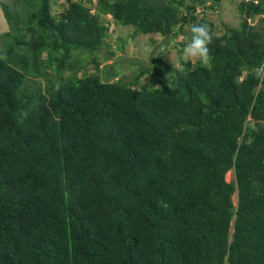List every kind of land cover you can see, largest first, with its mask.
I'll use <instances>...</instances> for the list:
<instances>
[{"label": "trees", "instance_id": "trees-1", "mask_svg": "<svg viewBox=\"0 0 264 264\" xmlns=\"http://www.w3.org/2000/svg\"><path fill=\"white\" fill-rule=\"evenodd\" d=\"M221 1L0 3V264H264V0L220 31ZM110 20L177 42L208 23L213 67L100 76Z\"/></svg>", "mask_w": 264, "mask_h": 264}, {"label": "rangeland", "instance_id": "rangeland-1", "mask_svg": "<svg viewBox=\"0 0 264 264\" xmlns=\"http://www.w3.org/2000/svg\"><path fill=\"white\" fill-rule=\"evenodd\" d=\"M237 1L238 0H222L220 5L205 9L203 14L212 20L220 31L223 29L222 24L235 26L239 20L235 7V2ZM14 2L15 0H1L0 3L7 4L11 8L14 6H16V8L21 7L20 2L16 3V5ZM53 2H55V4H52V12H58L61 10V5L65 4V0H53ZM208 3L210 2H207V6L209 5ZM257 17L260 16L256 15V17L251 20V23L255 24ZM110 23L107 41L109 42V50H112L113 53H107L108 49H106L105 46L101 47L99 50L97 59L99 69L97 72L100 76H103L108 69H113L119 80L130 81L139 72L141 65L143 67L149 65L151 59H154L158 54L169 62H171V55L174 56L179 66H181L179 63V57L182 56L183 46L178 42L186 43L188 41V27H184V31H186L187 34L182 33L177 42V40L164 38L158 34L133 35V27H121L112 22V20H110ZM7 29L8 25L0 6V35ZM76 57L79 61L84 62V68H80L77 71L78 76L96 71V68L91 63L93 54L81 52L76 55ZM157 77L158 76L153 72L146 73L140 78V83L149 84L154 82ZM31 80H35L36 82L34 81V83L39 84L42 88L45 85L42 78H32ZM231 177V171L227 172L226 179L230 180Z\"/></svg>", "mask_w": 264, "mask_h": 264}, {"label": "clouds", "instance_id": "clouds-1", "mask_svg": "<svg viewBox=\"0 0 264 264\" xmlns=\"http://www.w3.org/2000/svg\"><path fill=\"white\" fill-rule=\"evenodd\" d=\"M190 31V40L184 44L180 59L184 63L192 65H196L198 63L200 67L211 70L213 64L210 56L209 45L214 43V39L216 38L215 32L208 23L194 24L192 25ZM170 59L174 68H179L176 58L171 55ZM256 74L260 75V71L257 70ZM158 86L160 85L157 84L154 87Z\"/></svg>", "mask_w": 264, "mask_h": 264}]
</instances>
